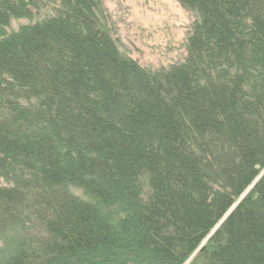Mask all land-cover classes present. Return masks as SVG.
I'll list each match as a JSON object with an SVG mask.
<instances>
[{
    "label": "trees",
    "instance_id": "obj_1",
    "mask_svg": "<svg viewBox=\"0 0 264 264\" xmlns=\"http://www.w3.org/2000/svg\"><path fill=\"white\" fill-rule=\"evenodd\" d=\"M177 1L152 71L99 0H0V264H264V0Z\"/></svg>",
    "mask_w": 264,
    "mask_h": 264
},
{
    "label": "rangeland",
    "instance_id": "obj_2",
    "mask_svg": "<svg viewBox=\"0 0 264 264\" xmlns=\"http://www.w3.org/2000/svg\"><path fill=\"white\" fill-rule=\"evenodd\" d=\"M99 1L113 38L124 55L152 71L167 69L185 60L188 39L197 16L177 0ZM51 12L52 9L48 8L35 13L33 19L12 20L8 32L38 21ZM3 247L0 246V252ZM196 254L186 264L191 263Z\"/></svg>",
    "mask_w": 264,
    "mask_h": 264
},
{
    "label": "bare ground",
    "instance_id": "obj_3",
    "mask_svg": "<svg viewBox=\"0 0 264 264\" xmlns=\"http://www.w3.org/2000/svg\"><path fill=\"white\" fill-rule=\"evenodd\" d=\"M41 10V9H40ZM42 11V10H41Z\"/></svg>",
    "mask_w": 264,
    "mask_h": 264
}]
</instances>
